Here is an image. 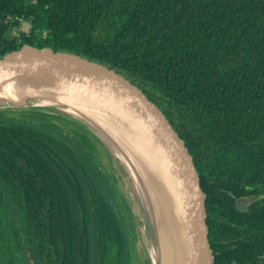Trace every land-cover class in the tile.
<instances>
[{
  "label": "trees",
  "instance_id": "obj_1",
  "mask_svg": "<svg viewBox=\"0 0 264 264\" xmlns=\"http://www.w3.org/2000/svg\"><path fill=\"white\" fill-rule=\"evenodd\" d=\"M24 45L79 54L138 85L194 158L215 264H260L264 0H0V57ZM244 196L259 199L239 211ZM138 232L83 124L0 109V264H133Z\"/></svg>",
  "mask_w": 264,
  "mask_h": 264
},
{
  "label": "water",
  "instance_id": "obj_2",
  "mask_svg": "<svg viewBox=\"0 0 264 264\" xmlns=\"http://www.w3.org/2000/svg\"><path fill=\"white\" fill-rule=\"evenodd\" d=\"M36 100L82 114L132 160L149 195L160 264H215L207 194L194 158L138 85L79 54L24 45L0 57V109L27 110Z\"/></svg>",
  "mask_w": 264,
  "mask_h": 264
},
{
  "label": "bare ground",
  "instance_id": "obj_3",
  "mask_svg": "<svg viewBox=\"0 0 264 264\" xmlns=\"http://www.w3.org/2000/svg\"><path fill=\"white\" fill-rule=\"evenodd\" d=\"M3 107H5V105L0 104V108ZM26 109L36 110V111H50V112L61 111L68 114L70 118H73L79 121L81 124H83L97 138V140H99V142L103 145V148L106 151H108L110 155L115 157L116 160L119 162V164L122 165L124 170L129 173V179L131 181V185L138 193V196L141 197L142 199L141 201L143 205L140 206L141 210L142 207H145L146 208L145 210L149 216L147 217V219L149 220L150 224L147 223L146 230L153 236L154 222L152 220L153 213H151V206H150L151 203H150L149 195L147 194L142 184L141 178L138 174L139 172L138 170L135 169L134 163L120 148L117 142L112 137H110L104 130L100 129L98 126L93 124L88 118H86L82 114L70 108H65L57 103H53L45 100L44 101L36 100L30 103L28 107H26ZM154 237L156 238L155 234ZM151 259H152V264H160V254H159L158 246L156 245V243L154 244V242H153V246H151Z\"/></svg>",
  "mask_w": 264,
  "mask_h": 264
},
{
  "label": "rangeland",
  "instance_id": "obj_4",
  "mask_svg": "<svg viewBox=\"0 0 264 264\" xmlns=\"http://www.w3.org/2000/svg\"><path fill=\"white\" fill-rule=\"evenodd\" d=\"M29 23L24 22L23 25L20 28V32L27 33L29 31ZM18 34V33H17ZM61 111H53L54 114L60 113ZM64 115H67L64 112H61ZM103 148V145L99 142ZM103 150L106 152V155L117 175L118 178V184L123 192L124 196L126 197L133 215L136 217L137 220V229H138V238L136 239L135 245H134V263L133 264H152L151 259V246H153L156 243V239L154 237V230H153V236L150 234L147 230V223L150 224L149 220L147 219L148 213L146 212V208L142 207V199L138 196V193L135 191L134 187L131 185V181L129 179V173L124 170L121 164L116 160L115 157L109 154L108 151H106L104 148ZM146 219V220H145ZM152 224V223H151ZM152 226V225H151Z\"/></svg>",
  "mask_w": 264,
  "mask_h": 264
},
{
  "label": "flooded vegetation",
  "instance_id": "obj_5",
  "mask_svg": "<svg viewBox=\"0 0 264 264\" xmlns=\"http://www.w3.org/2000/svg\"><path fill=\"white\" fill-rule=\"evenodd\" d=\"M239 199H251L250 202H246V203H240V204H237V200ZM259 198L256 197V196H244V197H240V198H236L235 200V206L237 208V210L239 211H246L248 210L249 208H251V205L254 204ZM208 214V213H207ZM208 218H209V215H208ZM251 226L253 227L254 226V215L252 214L251 215ZM237 228H241L242 230H245L246 229V225H242V224H237L235 225ZM253 231H256L254 228H253ZM245 239V236L243 235H240L239 233H237L236 235V238L233 240L234 243H240L241 241H243ZM260 251V250H259ZM257 259L259 260L260 264H264V253H261L257 256Z\"/></svg>",
  "mask_w": 264,
  "mask_h": 264
},
{
  "label": "built area",
  "instance_id": "obj_6",
  "mask_svg": "<svg viewBox=\"0 0 264 264\" xmlns=\"http://www.w3.org/2000/svg\"><path fill=\"white\" fill-rule=\"evenodd\" d=\"M29 29H30V27H29Z\"/></svg>",
  "mask_w": 264,
  "mask_h": 264
}]
</instances>
